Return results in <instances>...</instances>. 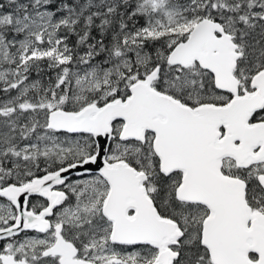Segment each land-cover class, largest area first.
I'll use <instances>...</instances> for the list:
<instances>
[{
	"label": "snow or ice",
	"instance_id": "obj_1",
	"mask_svg": "<svg viewBox=\"0 0 264 264\" xmlns=\"http://www.w3.org/2000/svg\"><path fill=\"white\" fill-rule=\"evenodd\" d=\"M0 264H264V0H0Z\"/></svg>",
	"mask_w": 264,
	"mask_h": 264
}]
</instances>
